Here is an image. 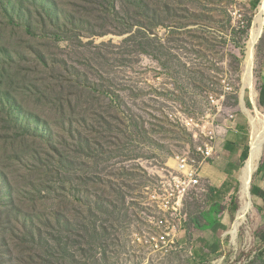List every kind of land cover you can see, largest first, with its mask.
Here are the masks:
<instances>
[{"label":"rangeland","instance_id":"374dc122","mask_svg":"<svg viewBox=\"0 0 264 264\" xmlns=\"http://www.w3.org/2000/svg\"><path fill=\"white\" fill-rule=\"evenodd\" d=\"M261 2L0 0V264L256 262L264 150L251 199L241 176L250 121L264 132V25L245 79ZM211 131L216 179L203 170L177 250L155 254L137 235Z\"/></svg>","mask_w":264,"mask_h":264},{"label":"built area","instance_id":"2783aa9c","mask_svg":"<svg viewBox=\"0 0 264 264\" xmlns=\"http://www.w3.org/2000/svg\"><path fill=\"white\" fill-rule=\"evenodd\" d=\"M207 139L197 150L199 160L202 159L201 163L193 158H177V165L170 173L171 178L168 177L172 180L163 182L164 194L153 201V213L158 214L159 218H152L148 230L137 235L140 244L147 246L155 254L168 255L177 250L183 225V209L191 196L201 193L202 165L214 160L216 155L215 131H211Z\"/></svg>","mask_w":264,"mask_h":264},{"label":"bare ground","instance_id":"6f19581e","mask_svg":"<svg viewBox=\"0 0 264 264\" xmlns=\"http://www.w3.org/2000/svg\"><path fill=\"white\" fill-rule=\"evenodd\" d=\"M263 25H264V0H262L260 4L259 13L255 18L254 27L251 32V40L249 41L248 53L245 64V79L247 81V84H249L250 82V76L254 65V50H255L254 47L257 41H259V39L261 38ZM250 125L252 127V134H253L252 149H251L250 158L247 164L245 165V168L242 171V176H241V182H242L243 194H244L243 196L246 197L249 195V199H251V192H250L251 179L253 177L255 170L257 169L258 162L261 159L264 150V132H261L258 129L259 128L258 122L251 120ZM243 220H245V216Z\"/></svg>","mask_w":264,"mask_h":264},{"label":"crops","instance_id":"0c3cea01","mask_svg":"<svg viewBox=\"0 0 264 264\" xmlns=\"http://www.w3.org/2000/svg\"><path fill=\"white\" fill-rule=\"evenodd\" d=\"M203 170L206 173V175L208 174L213 180L216 179V175L213 174V171L214 170L212 171V169H210L209 166H207L204 169H202L201 170V174H202ZM208 228L210 230H212V231H215L219 227H218V224L217 223H214V225L212 227H208ZM252 264H264V246L261 248L260 253L258 255V258H257L256 262H254Z\"/></svg>","mask_w":264,"mask_h":264},{"label":"trees","instance_id":"16d2710c","mask_svg":"<svg viewBox=\"0 0 264 264\" xmlns=\"http://www.w3.org/2000/svg\"><path fill=\"white\" fill-rule=\"evenodd\" d=\"M247 156H248V151L245 150V151L241 154V157H243V158L246 159ZM248 158H249V156H248ZM248 158H247V159H248ZM258 192H259V189L254 187V189H253V193H254V194H257ZM216 209H217L216 207L211 209V211H210V213H209V219H208V221H207V227H212V226L214 225L215 221H214V218L212 217V214H211V213H216V212H217Z\"/></svg>","mask_w":264,"mask_h":264}]
</instances>
